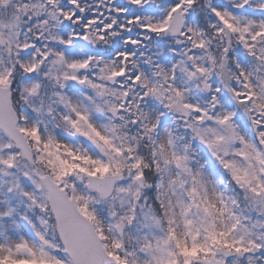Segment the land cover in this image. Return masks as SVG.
<instances>
[{
  "label": "snow or ice",
  "instance_id": "snow-or-ice-1",
  "mask_svg": "<svg viewBox=\"0 0 264 264\" xmlns=\"http://www.w3.org/2000/svg\"><path fill=\"white\" fill-rule=\"evenodd\" d=\"M0 264H264V0H0Z\"/></svg>",
  "mask_w": 264,
  "mask_h": 264
}]
</instances>
